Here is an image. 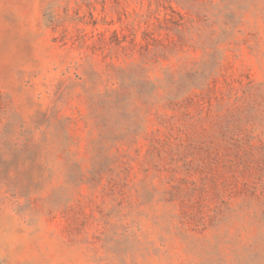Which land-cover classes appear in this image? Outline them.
Returning a JSON list of instances; mask_svg holds the SVG:
<instances>
[{"label": "rangeland", "instance_id": "1", "mask_svg": "<svg viewBox=\"0 0 264 264\" xmlns=\"http://www.w3.org/2000/svg\"><path fill=\"white\" fill-rule=\"evenodd\" d=\"M0 264H264V0H0Z\"/></svg>", "mask_w": 264, "mask_h": 264}]
</instances>
